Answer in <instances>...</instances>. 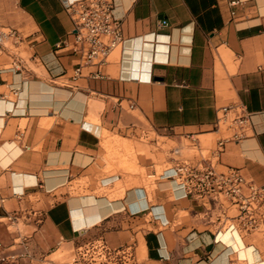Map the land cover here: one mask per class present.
Instances as JSON below:
<instances>
[{"label": "crops", "instance_id": "obj_1", "mask_svg": "<svg viewBox=\"0 0 264 264\" xmlns=\"http://www.w3.org/2000/svg\"><path fill=\"white\" fill-rule=\"evenodd\" d=\"M115 14L123 47L104 75L74 77L65 0H0V30L23 34L0 52V246L28 264L69 261L95 239L133 246L125 264H264V0H115ZM225 106L243 134L225 135ZM151 129L196 144L193 163L240 168L258 194H186L168 176L175 155L110 164L109 134L130 147Z\"/></svg>", "mask_w": 264, "mask_h": 264}, {"label": "built area", "instance_id": "obj_2", "mask_svg": "<svg viewBox=\"0 0 264 264\" xmlns=\"http://www.w3.org/2000/svg\"><path fill=\"white\" fill-rule=\"evenodd\" d=\"M230 3L238 6L243 4L244 0H230ZM65 6L74 22V41L71 48L80 54L74 77L81 75L85 65L96 66L91 72L93 77L104 75L103 65L109 61L112 52L122 48L125 42L122 20L115 14V0H65ZM231 12L233 16L237 14L235 9ZM161 24L166 25L168 21L163 19ZM22 39L23 34L17 28L0 30V52L9 47V40L15 44ZM63 43L68 45L66 40ZM227 111L228 106H225L222 116L219 117L220 124L222 117L228 119ZM234 114V122L237 125L234 133L243 134L246 128L243 123L245 117ZM226 138H220L212 151V156L216 159L224 150ZM178 160V164L168 176L178 178L180 184L186 188V194L207 193L218 196L223 193L231 199L236 198L241 204L244 202L239 198L243 195L245 187L250 189L252 196L258 194L257 187L238 167L217 169L211 158H203L197 163H193L189 158ZM133 256L134 247L131 245L113 247L104 239H95L78 245L74 257L60 264H125Z\"/></svg>", "mask_w": 264, "mask_h": 264}, {"label": "rangeland", "instance_id": "obj_3", "mask_svg": "<svg viewBox=\"0 0 264 264\" xmlns=\"http://www.w3.org/2000/svg\"><path fill=\"white\" fill-rule=\"evenodd\" d=\"M222 114L221 112V116ZM234 117L235 114L231 113L227 120L223 117L221 118V126L225 132L227 128H232L231 131L225 133L226 136L232 134L234 129L237 128ZM116 137L118 136L108 135V139L105 142L106 157L110 161V164L118 165L131 171L139 170V155L165 162L171 155L178 156V158H188L192 154L199 153L196 144L189 139H185V144L181 146L176 141L171 140L169 136L160 135L153 129L150 131L146 130L140 138L126 139L132 144L130 147L115 144L114 138ZM208 143L206 141L205 145ZM164 167L158 166L157 168L160 172ZM142 170H145V168H142ZM0 264H28V262L25 259L8 257L3 250V246H0Z\"/></svg>", "mask_w": 264, "mask_h": 264}]
</instances>
